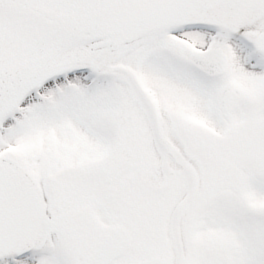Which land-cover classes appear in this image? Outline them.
Returning <instances> with one entry per match:
<instances>
[{"label":"snow or ice","instance_id":"obj_1","mask_svg":"<svg viewBox=\"0 0 264 264\" xmlns=\"http://www.w3.org/2000/svg\"><path fill=\"white\" fill-rule=\"evenodd\" d=\"M0 264H264V0H0Z\"/></svg>","mask_w":264,"mask_h":264}]
</instances>
